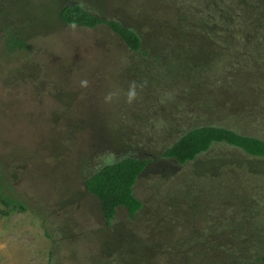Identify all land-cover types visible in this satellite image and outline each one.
<instances>
[{"label": "rangeland", "instance_id": "1", "mask_svg": "<svg viewBox=\"0 0 264 264\" xmlns=\"http://www.w3.org/2000/svg\"><path fill=\"white\" fill-rule=\"evenodd\" d=\"M27 1H18L13 15L16 23L24 20L26 35L33 33L34 37L29 50L10 52L4 48L1 38L6 31L13 30V24L6 21L8 17L1 9L4 0H0V192L9 198L8 205L0 201V264H143L144 255L158 246L153 237H144L152 226L141 228L140 221L132 224L126 213L119 219L121 224L107 226L99 202L85 192L81 183L83 162L97 148L118 141L115 127L124 129L119 133H131L127 141L135 146L136 142L142 146L155 140L154 148L153 145L150 148L154 152L162 144L158 129L165 131V126L174 122L179 125L186 121L196 125V120L203 124L238 123L239 128L261 132L255 124L264 129V47L253 45L251 52H255L249 62L248 55L239 54L235 58L228 51L214 57L209 49L192 41L188 42L193 46L177 43L170 52L176 58L163 63L161 70L174 77L183 76L189 82V93L184 91L185 95L173 98L169 110L162 109L166 99L149 94L148 102L154 100L153 109L157 110L152 113L150 107L142 111L133 104L138 98L144 104L147 102L143 95L146 86L137 83L141 73L136 70L138 56L132 55L107 26L100 25L93 30L74 27L65 36L47 41L48 32L61 28L55 14L58 0ZM141 1L133 0V9L141 6ZM120 2L99 0L111 20L113 8V18L122 20ZM146 2L148 6L141 11L146 10L148 17L154 16L157 8L165 3L164 0ZM237 5L240 6L238 2ZM99 15L102 16V9ZM136 23L144 21L137 18ZM236 24L243 36L238 42L241 45L249 42V34L243 33L242 24ZM154 25L149 37L155 42L165 40V36L159 35V26ZM258 53L263 56L258 57ZM229 58L233 59L231 63ZM123 75L128 83L135 82L137 86L138 97L131 104L127 102L129 87L120 82ZM82 80L88 81L87 87L81 86ZM168 85L164 90H176L174 95L183 87L164 86ZM164 90V97H169V92ZM109 92H116L117 96L106 103L104 97ZM198 104L204 107L199 109ZM134 110L137 114L148 112L150 116L137 122L131 115L136 113ZM226 111L237 116H227ZM241 155L225 144H214L203 160L192 165L196 167L190 174L194 179L188 189L179 186L186 185L192 166L180 168L171 178L176 184L171 188L159 190L164 182L154 176L140 181L138 195L142 200L148 201L156 191L162 201L177 202L178 209L183 208L192 222L183 230L193 224L202 230L194 239L209 244L187 251L182 262L180 249H161L164 254L158 256V263L218 264L219 261L223 264L212 243L217 239L218 230L224 228L243 236L251 232L252 223L242 201L247 200L250 191L264 184V167L252 171L245 165L231 163L236 175L231 178V170H226L229 167L224 160ZM211 158L224 165L210 164ZM152 168L164 170L159 164H153ZM164 172L160 177L168 179L173 175V170ZM248 184L251 190H245ZM233 197L241 203L233 202L230 199ZM18 202L27 210L15 209ZM200 206L209 212L210 219L200 213ZM148 222L153 220L150 218ZM248 242L244 238V245ZM258 248L263 251L259 255L264 257V245L258 244Z\"/></svg>", "mask_w": 264, "mask_h": 264}, {"label": "trees", "instance_id": "2", "mask_svg": "<svg viewBox=\"0 0 264 264\" xmlns=\"http://www.w3.org/2000/svg\"><path fill=\"white\" fill-rule=\"evenodd\" d=\"M18 1L20 0H4V5L1 8L8 17L6 21L13 24V30L6 31L2 34L3 38H1V40H5H2L4 48L10 52L29 50L30 40L34 37L33 33L26 35L24 20L22 22L20 20V23L15 22L14 18L16 17L13 15V10L16 9ZM24 1L28 2L27 0ZM120 1L122 9L119 14L122 15V20L113 18L114 8L112 9L111 20L107 8L101 6L99 0H58L55 14L61 28L57 31L48 32L45 38L47 41L52 42L65 36L66 31L68 32L74 27H85L93 30L98 26L100 27V25L107 26L112 34L126 45L130 53L137 55L139 58V65H137L136 70H140L141 73H139L137 83H143L146 86L143 95L144 100L147 102L144 104L138 98L133 104H136L137 108L142 111H147L146 108L149 109V107L153 109L154 100L148 102L149 94H156L158 98L163 97V99H166L162 109L169 110V103L173 98L184 94V91L189 93L187 88L189 82L183 76H177L179 77L177 79V77L161 70L164 69L163 63L176 58L170 52L174 50L172 48L177 43L180 45L187 43L193 46L191 42H188L192 41V43L200 45L203 49H209L215 55L214 57H217L216 54L228 53V51L234 53L235 58L239 54H241L240 56L248 55L249 62L251 55L255 52H251L253 45L257 47L262 44L264 47V18H262V15L264 16V0H164L165 3L162 7L157 8L156 14L149 17L146 10L141 11V8L148 6V1L142 0L141 6L136 9L132 7L133 0ZM237 2L240 6L237 5ZM232 3L236 6H232ZM98 8L102 9V16L99 15ZM137 18H141L144 23L137 24ZM236 22L242 24L244 34H249V42L243 45L238 42L239 39H243V36L240 32L241 28ZM154 24L159 26V35L165 36V40L155 42L149 37V32L155 28ZM165 46L166 48H164ZM262 51L264 52V48ZM257 56L263 55L258 53ZM183 58L182 55V61ZM254 59H257L256 56ZM229 61L231 63L233 59L229 58ZM133 67L135 68V66ZM128 68H132V66H128ZM163 72H165V75ZM262 77L264 79V76ZM120 82L124 86L129 87L130 85L129 80H126L124 75ZM165 84L181 85L183 87L178 90V95H174L176 90L165 91L164 89L169 87V85L164 86ZM163 90L169 92V97H164ZM199 106L204 107L198 104L197 108L199 109ZM154 110L157 111L153 109L151 112H155ZM134 111L136 113L131 115L137 122H140L147 115L150 116L148 112L147 114H137L139 112ZM158 111L160 110L158 109ZM226 113L227 116H237L236 113L228 111ZM164 120H166L165 115ZM183 123L181 125L177 122L169 124L165 126V131L158 129V135L161 136V143L164 145H159V149L155 152L150 150L151 146L153 145L154 148V143H157L155 140L152 139L150 143L142 146L139 142H136L135 146V144L127 141L131 133H119L123 132L124 129L115 127L114 131L117 134L118 141L107 142L104 146L97 148L83 162L84 170L81 183L85 188V192L92 195L99 202L107 226H112L116 222L121 224L119 219L125 213L128 221L130 220L132 224L140 221L141 228L148 225L152 226L151 232L145 234L144 237H153L158 246H153L154 251L144 255V260L141 261L143 264H160L157 259L159 255L164 254L161 249H164V251H167V249L172 251L180 249L179 256L182 262V257L187 251L209 244L194 239L202 233V230L196 228L193 224L188 229L183 230L186 225L192 222L183 208L178 209L177 202H171V204H168L167 200H163V202L156 191L153 192L152 199L150 197L147 198L148 201L142 200L138 195L139 183L142 179H145L146 176H154L156 179L163 180L164 184H160V187L156 186L159 187V190L174 187L173 185L176 184L173 183L174 180H171V178L179 172L180 168L187 166L189 169L193 164L197 165L203 160L204 154L206 155L212 146L217 143L225 144L226 148H231V151L236 150L242 154L227 160H224V156H220V159H223L229 168L223 167L227 168L228 171L231 170V178H236L231 163L240 166L245 165L250 167L252 171L259 170L260 166L264 167V129L260 125L255 124V126L260 127L261 132H251L244 129L245 127L239 128L236 126L238 123H234L235 126L219 123L203 124L197 122V120L196 125L187 121ZM136 133L138 134V130H136ZM136 133L134 135H137ZM155 134L157 133H154V137H157ZM256 158L259 159L261 164L255 160ZM217 160L211 158L210 164L214 162L215 164L224 165L223 162H217ZM231 160L233 162H229ZM153 164L161 165L166 172L173 170L171 173L173 175L168 179L160 177L165 174L164 170L156 171L152 168ZM196 165L192 166L194 169L188 172L186 185H181L179 188L186 186V189L190 188L189 184L194 179L190 174L192 175L195 172ZM257 176L260 177V174L258 173ZM189 180L190 182H188ZM262 180L264 181V175ZM255 189L256 191L249 192L247 200L242 201L246 203H242V205L246 210L248 220L252 223L251 232L243 236L242 233L237 235L234 231L220 228L217 232V239L212 242L215 244L214 249L218 252L219 258H222L223 264H264V257L259 255L263 251L258 248V244L264 245V184H260ZM235 190V186H233V191ZM245 190H251L249 184L246 185ZM178 195L176 194V197ZM7 199L9 198L0 192L1 203L8 205ZM230 199L235 203H241L236 197ZM150 205H153V208L149 209ZM15 209L26 211L27 207L22 202H18ZM199 210L207 219H210L209 212L203 206H200ZM223 210L226 211L227 209L224 208ZM150 218L153 222H148ZM210 221L213 222L212 219ZM243 237L249 240L248 244L244 245ZM221 254H224L225 257Z\"/></svg>", "mask_w": 264, "mask_h": 264}, {"label": "clouds", "instance_id": "3", "mask_svg": "<svg viewBox=\"0 0 264 264\" xmlns=\"http://www.w3.org/2000/svg\"><path fill=\"white\" fill-rule=\"evenodd\" d=\"M80 83H81L82 87H87V85H88V81L87 80H82ZM136 88H137V86H136L135 82H132L129 85V88H128V91H127V102L129 104H131L136 99V96H137ZM116 96H117L116 92H109L104 97V100H105L106 103H110V102L113 101L114 97H116Z\"/></svg>", "mask_w": 264, "mask_h": 264}, {"label": "crops", "instance_id": "4", "mask_svg": "<svg viewBox=\"0 0 264 264\" xmlns=\"http://www.w3.org/2000/svg\"><path fill=\"white\" fill-rule=\"evenodd\" d=\"M2 256V255H1ZM1 256H0V258H1ZM9 264V263H8ZM16 264V263H15Z\"/></svg>", "mask_w": 264, "mask_h": 264}]
</instances>
